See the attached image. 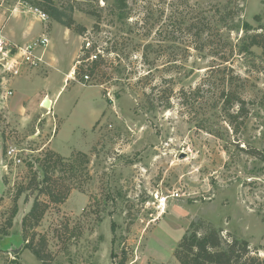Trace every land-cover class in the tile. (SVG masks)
<instances>
[{"label": "rangeland", "instance_id": "obj_1", "mask_svg": "<svg viewBox=\"0 0 264 264\" xmlns=\"http://www.w3.org/2000/svg\"><path fill=\"white\" fill-rule=\"evenodd\" d=\"M24 1L0 13L23 12L36 33L37 0ZM54 2L86 30L44 23L49 35L53 24L70 32L57 30L48 48L61 70L50 86L62 87L79 46L76 69L87 64L91 82L65 83L52 146L44 115L0 116L1 164L8 142L24 149L0 175V263L44 264L27 248L34 237L46 242L47 264H179L177 246L193 228L221 229L264 256V0ZM224 94L245 101L240 117L228 115ZM49 156L63 160L52 169ZM47 186L67 198L51 201L39 193ZM36 198L44 213L23 227Z\"/></svg>", "mask_w": 264, "mask_h": 264}, {"label": "trees", "instance_id": "obj_2", "mask_svg": "<svg viewBox=\"0 0 264 264\" xmlns=\"http://www.w3.org/2000/svg\"><path fill=\"white\" fill-rule=\"evenodd\" d=\"M34 4L41 11L54 20L64 24L67 28L75 30L80 35L85 33L86 28L81 25H76L72 16L66 18L62 8L56 5L54 0H37L34 1ZM254 43L259 44V42ZM99 65L100 62L95 61L91 71H95ZM82 73L84 74V70L81 66L75 70V76L80 75L83 78ZM224 96L226 97L225 104L227 103V106L225 107L224 104V107L227 109L229 113L228 115L234 118L240 117L245 109V101L240 97L231 99L227 94H224ZM235 104H237L238 108L236 113H232L230 112V109H232ZM249 151H251L250 154L255 156L261 154L256 148H252ZM52 157L54 156H51V158L49 156L51 160L50 163H52L51 166L55 164L57 159L59 161L63 160V157L61 158V156H56L57 159L55 158V160H52ZM53 168H55V166H53L52 169ZM49 180L50 175L48 171L45 170L43 181L48 182ZM37 181L38 174L34 173L31 183ZM37 185H39V182ZM39 193L47 195L51 201L56 203H60L67 198V196L62 195L61 193L57 194L52 186L40 188ZM42 205L43 203L39 201V198H36L30 212L23 219V227L39 224L41 216L44 213V206L42 207ZM29 219L30 223L28 222ZM221 231V229L216 228H209L203 233H200L197 228L187 230L175 252L179 264H264V256L251 254L252 251L247 240L233 238V240L225 241L221 236ZM33 239L34 237H32L31 240H28L27 248L31 249V251L34 252L44 264H47L45 240L41 241L40 246H35L33 244ZM125 262L126 257L123 258L119 264H124Z\"/></svg>", "mask_w": 264, "mask_h": 264}, {"label": "crops", "instance_id": "obj_3", "mask_svg": "<svg viewBox=\"0 0 264 264\" xmlns=\"http://www.w3.org/2000/svg\"><path fill=\"white\" fill-rule=\"evenodd\" d=\"M16 2L13 0V3ZM29 17H25L23 12L11 13L7 9L4 12L0 13V27L4 28L6 37L15 44L23 45L32 41L33 39L40 36L43 31V27L46 26L44 22L39 26V30L36 33H33V23L34 21L30 20ZM48 25V24H47ZM53 24V32L51 33V41L54 42L56 31L63 33L64 36L69 37V30H62ZM79 48L76 52L75 59L70 65L68 71L64 75V84L60 89H57L50 86V74L53 70L59 69L58 59L56 54L53 52L46 51L44 57V63L39 68H29L27 66L23 67L21 75L16 77L10 84V88L13 91V95L9 98L5 104L0 103V108L3 109L0 111L2 119L6 118L7 122H11V118H17L20 121H27L32 115L37 116L38 114L44 115L47 117V123L55 125V131L52 135L48 144L53 145L54 135L58 133L59 125H56V120L54 118V108L55 104L59 102V95L65 86V83L69 80H75V70H76V61L78 58ZM32 98V99H31ZM49 99L51 101L50 108L44 106V101ZM50 113H53V116H50ZM100 117L97 115L96 120ZM95 120V121H96ZM94 121V122H95ZM3 123V120H2ZM24 123V122H22ZM58 123V121H57ZM0 125V141L2 136V128ZM85 130V129H84ZM84 132V131H83ZM8 134V132H7ZM85 136V135H84ZM83 138V137H82ZM83 142L84 138H83ZM47 144V145H48ZM1 145V144H0ZM4 166L0 162V175L3 178L4 175ZM3 180V179H2Z\"/></svg>", "mask_w": 264, "mask_h": 264}, {"label": "built area", "instance_id": "obj_4", "mask_svg": "<svg viewBox=\"0 0 264 264\" xmlns=\"http://www.w3.org/2000/svg\"><path fill=\"white\" fill-rule=\"evenodd\" d=\"M13 2V0H0V10L6 4ZM17 4H25L24 0H16ZM33 13L40 18L42 22H48V15L41 11L38 7H32ZM46 30L40 36L32 41L23 45L12 43L5 35L4 28L0 27V103L5 104L9 98L13 95V91L10 88L12 81L21 75L23 67L39 68L44 63L45 53L51 45V37ZM86 46L83 48L90 50V40L85 39ZM83 51V52H84ZM82 52V54H84ZM98 58L96 52L91 53L88 57V61H94ZM85 60H77V64L82 65ZM83 78L82 83L91 82V75L89 74V67L87 64H83ZM3 108H0V111ZM23 151L16 142H8L5 158L6 163L4 168H8L9 163L14 165H20L23 162ZM167 198H163L166 201ZM1 264V263H0Z\"/></svg>", "mask_w": 264, "mask_h": 264}, {"label": "water", "instance_id": "obj_5", "mask_svg": "<svg viewBox=\"0 0 264 264\" xmlns=\"http://www.w3.org/2000/svg\"><path fill=\"white\" fill-rule=\"evenodd\" d=\"M44 106H46V107H50L51 106V101L49 100V99H46L45 101H44ZM17 251V250H16Z\"/></svg>", "mask_w": 264, "mask_h": 264}, {"label": "bare ground", "instance_id": "obj_6", "mask_svg": "<svg viewBox=\"0 0 264 264\" xmlns=\"http://www.w3.org/2000/svg\"><path fill=\"white\" fill-rule=\"evenodd\" d=\"M48 108H50V107H48ZM159 203H160L161 206H164L166 204V201L164 203L163 200L160 199Z\"/></svg>", "mask_w": 264, "mask_h": 264}]
</instances>
